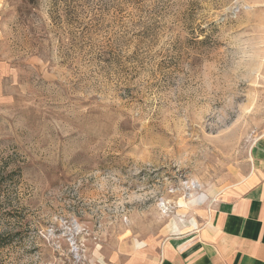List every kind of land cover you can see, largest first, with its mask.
Listing matches in <instances>:
<instances>
[{
  "label": "rangeland",
  "instance_id": "obj_1",
  "mask_svg": "<svg viewBox=\"0 0 264 264\" xmlns=\"http://www.w3.org/2000/svg\"><path fill=\"white\" fill-rule=\"evenodd\" d=\"M263 133L264 0H0V264L196 230Z\"/></svg>",
  "mask_w": 264,
  "mask_h": 264
},
{
  "label": "crops",
  "instance_id": "obj_2",
  "mask_svg": "<svg viewBox=\"0 0 264 264\" xmlns=\"http://www.w3.org/2000/svg\"><path fill=\"white\" fill-rule=\"evenodd\" d=\"M254 147L247 173L218 194L198 229L112 264H264V133Z\"/></svg>",
  "mask_w": 264,
  "mask_h": 264
},
{
  "label": "trees",
  "instance_id": "obj_3",
  "mask_svg": "<svg viewBox=\"0 0 264 264\" xmlns=\"http://www.w3.org/2000/svg\"><path fill=\"white\" fill-rule=\"evenodd\" d=\"M3 246V245H2Z\"/></svg>",
  "mask_w": 264,
  "mask_h": 264
}]
</instances>
